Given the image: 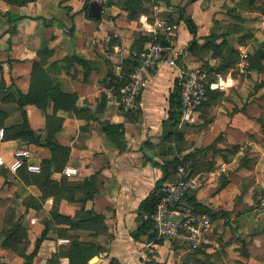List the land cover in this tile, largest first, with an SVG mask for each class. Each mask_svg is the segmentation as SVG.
<instances>
[{
  "label": "crops",
  "instance_id": "0c3cea01",
  "mask_svg": "<svg viewBox=\"0 0 264 264\" xmlns=\"http://www.w3.org/2000/svg\"><path fill=\"white\" fill-rule=\"evenodd\" d=\"M91 1L35 0L21 6L8 5L11 22L5 14L0 15V67L14 81V89L26 94L24 108L30 126L57 129V142L66 148V155L57 159L61 179L79 184L90 179L91 186L74 188L72 200L61 198L60 212L73 215L82 208L100 216L96 222L88 221L99 227L96 237L105 248L97 264H149L152 258L165 264H209V259L223 264V258L210 255L215 252L212 246L187 255L188 249L177 252L167 239L153 243L151 258L143 249L147 236L138 240L135 233L140 218H146L140 202L153 192L162 176L166 181L178 179L177 168L166 162L189 152L184 148L176 151L175 133L182 128L179 122L174 127L167 120L168 96L176 77L173 69L161 62L147 74L139 109L132 114L121 108L116 83L129 62L137 33L147 35L144 25L152 22L149 16H157L158 8L164 16L174 14L178 7L180 13L181 7L187 13L186 3L141 0L148 12L132 13L124 8V0H96L100 17L94 18L88 15ZM195 2L187 5L193 10ZM173 28H178L176 42L170 43L172 37L165 40L190 65L182 45L191 35L184 22ZM36 150L39 158L50 157L47 147L38 146ZM32 160L40 163L33 154ZM63 162L66 164L61 168ZM67 166L75 167L77 174H65ZM91 188L92 195L82 200ZM196 200L206 205L198 197ZM237 220L240 222L234 226L242 232V238L257 241L262 236L263 230L247 231L244 219L239 216ZM243 245L240 255L252 259L253 264L255 255L250 251L249 256L244 241ZM238 264L243 262L239 259Z\"/></svg>",
  "mask_w": 264,
  "mask_h": 264
},
{
  "label": "rangeland",
  "instance_id": "374dc122",
  "mask_svg": "<svg viewBox=\"0 0 264 264\" xmlns=\"http://www.w3.org/2000/svg\"><path fill=\"white\" fill-rule=\"evenodd\" d=\"M172 1L184 4L187 0ZM8 5L0 0V15L8 13ZM192 6L193 10L186 4L185 9L197 23L196 36L192 43L188 38L182 45L189 64L207 73L230 76L232 86L207 97L196 106L191 119L180 124L182 139L178 142L192 155H177L176 168H193L201 180L196 197L218 217L213 219L214 243L210 246L215 252L210 255L223 258V264H238L239 259L250 264L252 259L240 255L244 241L245 251L256 257L253 264H264V0H196ZM161 11L158 8L157 16H149V20H163L159 37H172L170 43H175L178 28L173 25L183 23L177 17L179 7L172 15L164 16ZM14 86L0 67V127L4 128L0 154L8 157L13 150L32 149L42 173L12 174L0 168V264H97L103 253L87 254L85 259L76 256L90 244L101 246L96 237L99 227L54 215L60 212L64 196L60 191L62 169L53 163L46 165V158H39L36 150L39 145L20 128V95ZM185 123L189 124L183 128ZM32 131L41 134L49 130ZM221 165L225 170L217 173ZM77 211L69 217H79ZM239 216L247 224L245 230H263L257 241L242 238L234 226L237 221L239 224ZM10 233H14L13 242L6 244ZM75 241L82 248L73 250ZM170 241L177 252L187 250ZM143 249L154 252L147 244ZM212 261L209 259V264H214Z\"/></svg>",
  "mask_w": 264,
  "mask_h": 264
},
{
  "label": "built area",
  "instance_id": "2783aa9c",
  "mask_svg": "<svg viewBox=\"0 0 264 264\" xmlns=\"http://www.w3.org/2000/svg\"><path fill=\"white\" fill-rule=\"evenodd\" d=\"M165 22H146L144 30L153 39L158 35V28ZM148 40L139 56V63L130 72L120 73L124 83L119 87L118 101L121 108L128 113L139 109V97L147 74L155 70L161 62L176 72L180 85L179 123L191 119L196 106L206 100L210 92H221L232 86L230 76L222 73H207L200 66L187 65L184 57L178 60L180 53L170 46H164L154 40ZM243 64V63H242ZM244 65V64H243ZM4 140V130L0 127V143ZM0 168L12 174L25 169L29 173H39L40 163L32 160L28 149H16L10 158L0 155ZM224 165L219 170L224 171ZM63 172L68 175L77 174L75 167H65ZM178 179L164 182L160 188L161 198L151 215L154 224L155 239L174 240L188 250L203 249L214 243L211 238L213 219L200 212L187 200V196L201 186L199 176L191 174L185 165L177 167ZM64 241V240H61ZM148 246H153L149 241Z\"/></svg>",
  "mask_w": 264,
  "mask_h": 264
},
{
  "label": "trees",
  "instance_id": "16d2710c",
  "mask_svg": "<svg viewBox=\"0 0 264 264\" xmlns=\"http://www.w3.org/2000/svg\"><path fill=\"white\" fill-rule=\"evenodd\" d=\"M4 1H6L7 3H9L10 5H13V6H21V5H24L28 2H32L35 0H4ZM191 1L192 0H187L186 4L190 3ZM165 2H166V4L170 3L168 0H166ZM123 6L126 9L132 10V13L139 12V11H145V12L147 11L148 12L147 8L144 7L141 0H124ZM8 14L9 13H6L5 15L8 16V21H10V16ZM179 17H180V19H182V21L186 25L187 31L191 35V41L190 42L192 43V40L196 36L197 24L191 18L190 15H187V13L185 12L184 9H182V7H181V13H180ZM152 39L153 38L150 35H142L141 33H137L135 41H134V45L132 46V50L130 51V55L128 57L129 62H128L126 67H123V72L125 74L130 72L134 67H136L138 65V63H139L138 54L143 51L145 42L147 40H152ZM153 40H154V42L160 43L161 45L169 46V43L167 42V40H165L164 38H160L159 35H157L156 38ZM180 59H181V55H178V60H180ZM192 66H196V65H192ZM123 83H124V79H120V77H119L118 81L116 83L117 92L119 91V87ZM18 92L20 95V98L18 99V107L20 109L21 116H22V122L20 124V128L25 129L26 135L30 138V141L32 143L39 145V146L47 147L49 149L50 157L44 159V163H46V165L48 163H53V164L57 165V162H58L57 159L66 155V148L64 146H62L59 142H57V139L55 136L57 129L53 126L47 127V130H49V131H47V133H45V135H41V134H38V133H35L34 131H32V128L29 125L26 110L24 108V105L26 103V94H24L21 91H18ZM179 92H180L179 80L177 77H175L173 89L168 96L169 109H168V117H167V120L170 121L174 127H176L178 122H179V114H180ZM215 93H218V92H210L208 94V97L212 94H215ZM30 98H32L34 100L37 97H35V96L31 97L30 96ZM126 113H128V112H126ZM129 114H131V113H129ZM115 129H117V128H115ZM3 130H4V128H3ZM175 136H176V141H177L176 142V151L179 153L183 150V147L178 142L182 139L181 132L180 131L176 132ZM178 139H180V140H178ZM187 155H192V154L188 153ZM177 162H178V156L175 155V156H173V158L170 161H167L166 164H170L171 166L176 168ZM63 163H65V162H63ZM63 163H61V167L64 166ZM154 164H157V162L155 161ZM40 166H41V163H40ZM162 168H163V171L165 173V171H166L165 166L162 165ZM188 170L190 171L191 174H194V172H195L193 170V168H190ZM22 173L33 175V176H38L42 173V166H41V171L39 173H29L25 169H21L18 171L17 174H22ZM89 181H90L89 178H85L79 184V183H75L73 180L68 181L65 178L62 179L61 183H60L61 184L60 185V187H61L60 191L64 195V196H62V198L64 197L68 200L69 199L72 200V195H73L72 192H73L74 188L77 186H80L82 184L87 185V186H91V183ZM164 182H174V181H166V176H162L157 181L156 188L153 190V192H151L149 195H147L139 204V208L141 211H143L146 214V218H143V217L140 218L139 226H138L137 230L135 231L136 238L138 240H141L140 236L146 235L147 236L146 237L147 243L149 241H152L154 244H161L163 241V239H155L154 224H153V221L151 219V215L154 213V211L156 209L157 202L161 198L160 188ZM93 192H94V188L89 189L88 193L83 194V196L81 197L82 200H86L89 196L92 195ZM187 200L192 205H194L200 212L208 214L212 219H215L217 217V216H215L216 214L210 213V211L206 205H204V204H202L196 200L195 192L189 194L187 196ZM76 214H78L77 216H79V217H73L76 219H72L71 217H69V215L60 213L59 211L54 213V215L56 217H58L60 219L70 220V221L72 220L76 224L77 223H84V222L89 223L88 221L90 219H94V222H96L97 220L95 218H100V216L97 215L92 210L83 211L82 208H81V210L77 211ZM13 235H14V233H10V235L6 236V238H7L6 244H8V242L10 244L13 242ZM80 248H82V247H80V245H78V242L75 241L74 246H73V250H77ZM82 249H83L82 253H77V256H76V257L81 258V259H85L88 256H91V257L96 256V255H99L102 252H104V248L102 246H99V245H95L93 247L90 244V246L87 247L86 249H84V248H82ZM196 250H199V249H196ZM87 254H88V256H87ZM148 255L150 257L152 256L151 253H148ZM149 264H165V262L157 261V260L152 258L151 261L149 262Z\"/></svg>",
  "mask_w": 264,
  "mask_h": 264
},
{
  "label": "water",
  "instance_id": "95a60500",
  "mask_svg": "<svg viewBox=\"0 0 264 264\" xmlns=\"http://www.w3.org/2000/svg\"><path fill=\"white\" fill-rule=\"evenodd\" d=\"M88 15L90 17H100V3L96 0L90 2Z\"/></svg>",
  "mask_w": 264,
  "mask_h": 264
}]
</instances>
